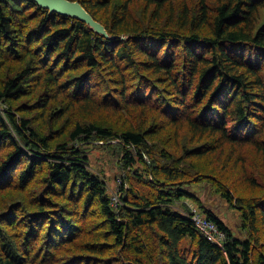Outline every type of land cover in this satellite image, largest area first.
I'll use <instances>...</instances> for the list:
<instances>
[{
  "label": "trees",
  "instance_id": "16d2710c",
  "mask_svg": "<svg viewBox=\"0 0 264 264\" xmlns=\"http://www.w3.org/2000/svg\"><path fill=\"white\" fill-rule=\"evenodd\" d=\"M71 1H79L111 37L77 19L50 13L32 0H0V69L11 57L29 58L26 67L1 81L0 101L30 92L33 62L61 93L71 89L70 104L81 100L93 110L102 108L103 99L84 85L93 77L101 83L109 76L116 91L110 107L149 106L173 113L199 142L206 137V145L187 152L188 158L209 154L211 144L220 139L251 146L264 162V0ZM139 1L145 10L153 8L157 18L167 5L174 9L179 2L182 29L191 31L143 26L131 8ZM34 20L38 24L28 26ZM123 30L125 34L120 33ZM81 67L85 71L79 76L67 75ZM157 81L169 88H162L158 97ZM131 95L139 103L130 104ZM51 101L43 95L40 108L46 111ZM48 113L54 119L66 111L61 106ZM38 128L12 106L0 109V148L10 143L0 156V264H264L259 230V224L264 226V199L248 202L225 182L222 194L242 210L250 238H237L206 212L226 233L223 247L214 244L190 215L175 208L178 200L190 196L187 177L201 171L192 163L182 164V157L152 150L153 129L117 132L101 119L78 122L69 131V146V141H54L56 137ZM98 137L119 140L128 168L136 164V155L148 167L153 161V177L148 179L152 187L164 184L175 189H150L145 194L134 187L129 193L124 187L121 203L113 204L106 182L90 170L84 149ZM16 176L20 195L11 205L13 201L1 193ZM257 180L254 175L247 178L252 186ZM39 184L47 188L37 190ZM59 200L65 205L58 206Z\"/></svg>",
  "mask_w": 264,
  "mask_h": 264
},
{
  "label": "rangeland",
  "instance_id": "374dc122",
  "mask_svg": "<svg viewBox=\"0 0 264 264\" xmlns=\"http://www.w3.org/2000/svg\"><path fill=\"white\" fill-rule=\"evenodd\" d=\"M174 9L170 8L169 5L165 7L160 18L153 17V8L145 10V4L143 1H139L136 5H132V12L136 18H138L143 26L147 25L150 29H158L161 31H177L179 33L189 32L190 29H182V6L179 2H175ZM193 5V3H191ZM38 24V20L31 21L28 26H35ZM125 34L126 31H120ZM1 53V50H0ZM2 55L6 56V53L2 50ZM10 56V55H7ZM23 57V56H22ZM28 58V57H27ZM23 61L14 60L16 58L11 57L4 61V68L0 69V83L9 77L10 74L16 75V70H21L26 67L28 59ZM0 57V61H1ZM33 69L35 72L31 75L28 81V91H30L25 97L20 99H12L7 101H0V109H7L13 107L14 111L19 117H28L31 119V124L36 128H41V131H46L56 137L54 141L65 142L72 126L78 122L89 123L95 119H101L105 126L112 128L114 131L121 132L128 129H137L141 132H145L149 129H153V135H149L152 150L162 153H171L175 158L182 157V164L192 163L198 170L201 171L200 175H193L187 177V188L190 192V196L183 197L178 200L175 204V208L191 217L198 214L200 216L205 215L206 212H211L219 220H221L228 229L239 239H249L250 234L246 227H244V218L242 210L233 207V205L224 197L222 194L225 189L223 184L228 183L235 189V195L244 197L248 202L255 201L256 199H264V162L257 158V154L251 146L240 147V145H232L231 143H224L222 140L217 139L213 144L212 138L209 141L212 146L210 149L212 152L201 157L188 158V153L197 147H201L205 144L206 137L200 142L194 138L187 128V125L183 124V119L177 118L173 113L163 112L162 110H149V106L138 107L132 106L126 110H116L115 105L113 108L110 107L112 104L111 96L115 95L113 88L109 85V76L99 83L97 77H93L89 83H85V89L92 87L93 96L102 98V108L95 110L85 106L86 103L79 100L73 105L70 104V98L68 93L71 90L63 91L62 93L57 87L47 82V75L44 74V69L41 68L37 63L33 62ZM16 66L15 71H11ZM84 70L83 67L72 70L67 73L70 78L75 75H80ZM147 73V72H146ZM136 74L132 75L134 77ZM148 75V74H147ZM159 87L157 89V97L161 94L162 88L169 89L167 83L157 81ZM153 84V83H152ZM154 86V84H153ZM114 87H117L115 84ZM120 90V89H118ZM45 95L47 98H51V103L47 108V112L40 108V99ZM80 96V95H79ZM156 96V95H155ZM81 97V96H80ZM82 99V97H81ZM111 99V100H105ZM130 104H137L135 98L131 95L129 97ZM96 105V104H94ZM66 113H61L59 116L51 118L48 111L52 112L53 109L61 107ZM138 106V105H137ZM160 111V112H159ZM162 113V115H161ZM177 119L176 122L173 119ZM48 120V124L45 126V121ZM50 125V126H49ZM49 126V127H48ZM133 126V127H131ZM51 127V128H50ZM38 128V129H39ZM54 130V132H51ZM81 142V141H80ZM208 143V142H206ZM10 145L9 142L3 144L0 148V156L4 154V148ZM72 143L69 141V146ZM84 149L87 151L90 164V170L101 176L106 182L108 194L111 196L113 204L121 203V196L124 195L122 190L124 187L129 190L130 187L140 189L145 194L150 189L158 191L159 189L165 190L174 188L173 185H155L151 186L149 180L151 177L152 165L149 167L140 160L135 150L137 162L133 167H126L124 165V152L123 148L119 145L118 139H103L95 138L88 144L84 145ZM151 157V156H148ZM151 159V158H150ZM186 159V160H185ZM150 162V160H149ZM163 163V162H162ZM15 169L17 175L19 170ZM256 167V168H255ZM151 170V172H149ZM42 169L38 170L40 175ZM190 173V172H188ZM164 177L163 173L160 174ZM249 175L257 177V184L252 186L247 181ZM18 176V175H17ZM17 176L13 179L14 182L9 184L10 188L5 192L1 193L8 202H12L11 205L18 202L19 190L16 187L18 181ZM38 180L36 179L35 183ZM134 181V182H132ZM14 186V188H12ZM37 190L46 189L47 186L42 184L36 185ZM14 189H16L14 191ZM167 190V189H166ZM165 190V191H166ZM58 206H64L62 200L58 201ZM6 206V203H4ZM3 206V207H4ZM55 210V209H53ZM94 220H92V223ZM259 230L262 235V242H264V226L259 224Z\"/></svg>",
  "mask_w": 264,
  "mask_h": 264
},
{
  "label": "water",
  "instance_id": "95a60500",
  "mask_svg": "<svg viewBox=\"0 0 264 264\" xmlns=\"http://www.w3.org/2000/svg\"><path fill=\"white\" fill-rule=\"evenodd\" d=\"M50 13H57L62 16L77 19L88 24L94 31L106 37H111L105 27L96 21L90 13L86 11L79 1L71 0H32Z\"/></svg>",
  "mask_w": 264,
  "mask_h": 264
},
{
  "label": "built area",
  "instance_id": "2783aa9c",
  "mask_svg": "<svg viewBox=\"0 0 264 264\" xmlns=\"http://www.w3.org/2000/svg\"><path fill=\"white\" fill-rule=\"evenodd\" d=\"M192 220L197 228L214 244L223 247L226 242V233L218 225L210 220L207 216H200L195 213Z\"/></svg>",
  "mask_w": 264,
  "mask_h": 264
}]
</instances>
